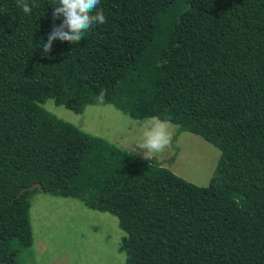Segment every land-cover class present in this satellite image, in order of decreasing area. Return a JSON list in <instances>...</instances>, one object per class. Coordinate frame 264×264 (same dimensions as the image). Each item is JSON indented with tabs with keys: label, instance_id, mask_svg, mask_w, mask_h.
<instances>
[{
	"label": "trees",
	"instance_id": "16d2710c",
	"mask_svg": "<svg viewBox=\"0 0 264 264\" xmlns=\"http://www.w3.org/2000/svg\"><path fill=\"white\" fill-rule=\"evenodd\" d=\"M57 0H0V264H26L30 199L115 216L125 264H264V0H101L42 56ZM111 104L219 150L206 186L47 111Z\"/></svg>",
	"mask_w": 264,
	"mask_h": 264
},
{
	"label": "rangeland",
	"instance_id": "374dc122",
	"mask_svg": "<svg viewBox=\"0 0 264 264\" xmlns=\"http://www.w3.org/2000/svg\"><path fill=\"white\" fill-rule=\"evenodd\" d=\"M42 106L79 129L101 136L110 143L143 156V126L151 118L136 120L113 105L90 104L74 112L48 99ZM169 123L172 147L157 160L176 175L206 186L219 157V150L202 137L181 132ZM33 242L22 254L26 264H125L118 250L124 232L115 216L86 207L80 200L38 191L30 199Z\"/></svg>",
	"mask_w": 264,
	"mask_h": 264
},
{
	"label": "clouds",
	"instance_id": "9594fccd",
	"mask_svg": "<svg viewBox=\"0 0 264 264\" xmlns=\"http://www.w3.org/2000/svg\"><path fill=\"white\" fill-rule=\"evenodd\" d=\"M101 0H57L53 6L52 20H61L58 25L53 23L52 30L47 34V42L43 41L42 56H47L52 50L55 40L78 43L85 38L86 32L94 24L106 23V16L99 8ZM24 13H30L32 6L28 0H17ZM172 133L169 123L158 118H151L143 126L142 142L137 143L143 149V158H158L166 149L172 147Z\"/></svg>",
	"mask_w": 264,
	"mask_h": 264
}]
</instances>
